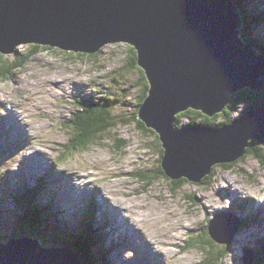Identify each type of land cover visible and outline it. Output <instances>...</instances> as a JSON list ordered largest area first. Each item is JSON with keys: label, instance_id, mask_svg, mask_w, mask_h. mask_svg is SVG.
<instances>
[{"label": "water", "instance_id": "1", "mask_svg": "<svg viewBox=\"0 0 264 264\" xmlns=\"http://www.w3.org/2000/svg\"><path fill=\"white\" fill-rule=\"evenodd\" d=\"M232 1L0 0V54L25 43L84 55L131 44L149 81L138 116L159 136L163 173L196 183L211 165L235 162L250 142L264 146V111L252 110L248 119L222 129L174 128L179 112L193 108L213 116L232 95L248 91L255 100L261 89L264 58L240 44L243 24ZM209 231L214 238L215 229ZM234 232L228 224L218 239L229 244ZM20 240L0 246V264H79L71 253L69 259Z\"/></svg>", "mask_w": 264, "mask_h": 264}, {"label": "rangeland", "instance_id": "2", "mask_svg": "<svg viewBox=\"0 0 264 264\" xmlns=\"http://www.w3.org/2000/svg\"><path fill=\"white\" fill-rule=\"evenodd\" d=\"M241 2L245 5L246 0H241ZM256 8H260L262 11L264 4L260 2ZM252 13L256 16L254 11ZM241 28L243 30L242 26ZM235 30H239V26ZM238 38L240 44L247 47L248 45L251 46V43L243 41L242 36H238ZM257 38L260 39L259 36ZM250 41H252V38H250ZM31 44H22L13 53L17 51L25 52L28 45ZM132 48L136 54L134 46L123 43L120 46L104 47L102 53H98L97 57H80L81 59L74 56L76 53L62 51L56 47H51L52 51L49 53L40 51L30 57L27 65L12 75L11 81H3L4 77H0V99H6L5 101L9 105L13 104L19 110H23L32 123L34 127L33 148L27 145V150H31V152L38 150L55 159L60 166L68 169L75 176L79 173L87 176V182H92L97 188L102 186L109 195V203L104 204L105 210L115 213L111 208L117 204L121 205L123 209L128 207L136 217L138 226L141 227L149 240L157 246L160 244L166 246L161 247V251L165 254L168 253L167 257L170 264H213L211 254L208 251L209 248L202 245L205 229L212 221V215L222 212L225 209L224 207H227V204L231 202L229 196L237 198L233 191V185L244 187L252 195V197L246 195L249 198L259 197L262 198L260 202L264 201V167L260 166L261 162L264 163V157L260 161L248 157L246 158L247 161L237 168L229 165L218 166L215 169L217 164H213L197 183L188 184L180 181L178 184H173L160 177L157 170L155 171L156 159L158 158L155 154L156 150L154 152L148 148L151 140L137 131L132 124L117 126L113 130L107 131L104 136L102 134L97 140L95 138L94 142L85 148L86 150L82 149L78 142L77 126L84 125L82 122L87 121L79 115L77 116V114L78 110H86V100L94 99V101H97L107 94L114 96L115 99L126 101L128 107L121 108L119 112L116 111L119 113L116 121L124 119L121 116L124 115V111L132 110V114L134 108L136 109L135 103L137 102L134 101L138 99L137 95L139 93L138 88L135 86L137 73L134 70H129L128 67L129 59L134 56L131 53ZM255 49L256 56H259V53L264 56V37ZM255 49H252V51L249 49L253 55ZM10 55H3L4 59L11 60V58L9 59ZM262 77L264 76L262 75L261 79ZM145 78L147 80V77ZM61 85H64L62 87L63 91L60 90L59 86ZM94 85H100V90L97 95L88 97L86 89H88V86H92L89 90L94 91ZM64 93L66 97H64ZM258 94L256 93L255 100L257 96L259 98ZM68 96L71 97L74 104ZM65 98L69 99L70 104L65 101ZM249 100H253L255 106L256 101L252 97H249ZM77 102H81L84 107L77 105ZM2 104L3 102L0 101V109L3 108ZM246 104L247 102L243 105ZM236 112H232L233 116ZM133 116H136L139 120L138 111ZM195 117H198L196 113ZM196 118L195 120H197ZM213 119L215 117L207 121L214 123ZM11 120L16 122L17 128L21 130L18 134V139L23 137V141L20 139L21 143L28 142L29 138L23 136L28 133L26 122L21 119V125L19 126L18 122L20 120L17 121L14 117H11ZM190 121L195 122L191 118ZM214 124L211 127L209 126L208 129H219V125ZM183 129L182 127L181 130ZM71 131L73 144H71ZM121 140H125L126 143L122 145ZM112 144H114L116 150L111 147ZM256 150L260 157L264 155V151H261L259 147ZM2 153L3 150L0 149V155ZM18 158L22 157L19 155ZM28 163V159L25 158L19 169L24 171L25 165ZM3 165L0 161V168ZM7 165L12 166L13 159H10ZM30 166L29 169H33ZM232 168L240 169L242 172L230 170ZM211 169H213L212 173ZM0 174H2L1 170ZM249 174H252L253 177ZM216 176L217 180L211 187L208 184L206 185L207 182L213 181ZM27 177L32 178L31 174H28ZM51 179H62V177L52 176ZM69 184H72V182ZM23 186L24 183L20 185V187ZM7 187L8 185L4 179L0 181V191L5 190ZM27 192L34 194L32 191ZM158 193L161 196L158 197ZM215 193L222 198L221 204L217 207L208 206L206 197L213 196ZM103 194L105 195V192ZM201 196H203L202 201ZM240 198L244 197L241 196ZM30 206L31 204H25L21 212V215L26 219L30 213ZM61 211L64 215L62 208ZM123 212L125 213L124 210H122ZM8 219L11 218L0 214L1 234H7L16 225L15 221L12 224H3ZM213 224L219 226L216 223ZM113 227L114 225L111 226V229ZM188 227L191 228V231L185 235L184 233ZM121 229L122 227L118 226V232ZM69 234L71 233L66 228H60L57 231L58 238H63V235ZM172 234L176 238H181L178 241L179 244L169 243ZM117 237L120 240H126L125 234H118ZM127 237L129 238V236ZM187 241L192 242L195 248L187 247L186 250L177 253V250ZM49 242L45 243L44 249H49L51 244ZM163 242H168L169 245ZM36 243L40 244L38 241ZM241 244L240 242L239 246L241 247L237 244L231 245L234 247L230 252L226 251L228 254L222 264H254L255 260L250 261L248 255L249 249L245 250ZM122 245L125 246L126 244ZM70 253L74 255L73 251ZM116 253L126 259H133L131 254L119 251ZM261 253L264 256V251ZM258 254L255 253V256ZM148 259L150 257L146 258L142 254L134 260L139 262ZM78 262L80 264V260ZM118 264L123 263L119 262Z\"/></svg>", "mask_w": 264, "mask_h": 264}, {"label": "trees", "instance_id": "3", "mask_svg": "<svg viewBox=\"0 0 264 264\" xmlns=\"http://www.w3.org/2000/svg\"><path fill=\"white\" fill-rule=\"evenodd\" d=\"M260 2L264 4V1L256 0L253 4V7L249 9L247 0H246L245 5L241 2V0H238V1L233 0V3L237 7L236 9L237 12L239 13V15H241L242 22L241 21L240 22L243 24V30L242 28L240 29V36L243 37V32H244L245 38L243 37V41L245 43H251L253 45H256L254 43H257L258 45L260 44L259 38L257 37H254L255 41H250L249 32H248L251 26H256V25L264 26V9L261 11L260 8H256V6H258ZM253 11L255 12L256 16H254V14L252 13ZM40 51L49 53L50 51H52V49L49 46H40L38 44H31V45H28V48L25 50V52L17 51L16 53L10 55L9 59L11 58V60L4 59V56L0 54V77L2 76L4 77L2 80L11 81L12 75L16 73L18 70L22 69L25 65H27L30 57H32L35 54H38ZM131 53H133L134 56H132V58L129 59L128 67H129V70H134L137 73V83L135 86L139 90V93L137 95L138 99L134 101V102H137L135 103L136 109L134 108V111L132 114H131L132 110L124 111L123 114L126 117L124 115H121L124 117V119L120 121H116L119 115V113L117 112H119L121 108L128 107L126 101L115 99L114 96H110L107 94L102 99H98L97 101H94V99L86 100V110H82L83 113L80 115V117H82V119L86 120L87 122H82V124L84 125H80L79 127L77 126V129H78L77 136L79 137L78 142L80 144V147L86 150L85 148L89 146L92 142H94L95 138L97 140L98 138L101 137L102 134L104 136L107 131H111L117 126L132 124L137 131H139L143 136L148 137L151 140V142L148 140L149 141L148 148L152 149L154 152L156 150L157 152V153L155 152V154L158 156V158L156 159L157 164H156L155 171L157 170L158 175L173 184H178V182L180 181H183L184 183L188 182L186 179H183L180 181H171L164 175L163 170L161 168V160L164 154V150L159 141V136L151 128L146 127L145 124L141 122L140 120H138L136 116H133V114L136 111H139V107L140 106L142 107L143 101L147 95L149 86H148L147 80L144 77L142 71L137 66L136 54L133 48H132ZM75 56L79 58L80 57L92 58V57H97L98 55L77 54ZM261 84H262L261 89L258 94L259 98L256 100L255 106H254V102L252 100H249V92L241 91L231 96V100L227 103V105L223 108V110H220L219 112H217V114H214L213 116H208L204 114L202 110H195L193 108H189L185 111L178 113L174 119V128L176 126V128L179 129L181 126H185L183 122H186L187 126L191 128L200 127V126L202 127L205 126L207 128V126L211 127L215 125L214 123L218 124L219 128H221L222 125H220L219 123L226 121L227 120L226 117H230V115H233L232 112H235L238 109H241L243 106H245L246 108V109L243 108L245 109L246 115L250 112V110H258V109L264 108V77H262L261 79ZM245 102H247V104L243 105L245 104ZM98 108H104L105 110L98 111ZM195 113L198 115L197 118L195 117ZM213 117H215V119L212 120L214 123L207 121L209 119H212ZM190 118L191 120H194L195 122H191ZM195 118L197 120H195ZM229 122L231 124L230 119H229ZM229 122H224V123L228 124ZM233 122L234 121H232V123ZM72 139H73V134L71 131V140ZM120 142L122 145L126 143L125 140H121ZM71 144H73V140ZM111 147L115 149L114 144H112ZM257 147L260 148V146H257L253 144L252 142H250L249 147L246 149L242 157L236 160L235 162L228 164L226 166L231 165L233 166V168H237L238 166H241L242 163L246 162L247 161L246 158L248 157H252L260 161V159H263L264 155L261 157L258 155L259 153L256 150ZM260 150L264 151V149L262 148H260ZM216 166L218 167V166H225V165H216ZM260 166L264 167V163L261 162ZM233 168L230 170L242 172L240 169L236 170ZM212 171L213 169H211V173ZM249 176L253 177L252 174H249ZM216 180H217V176L213 181L207 182L206 185L208 184L209 187H211ZM27 198H29V196H27L24 200H26ZM231 211L235 212L234 209ZM29 215H30V219H29ZM17 221H15L16 225L12 227L10 234L4 235L0 233V244H4V245L7 244V241H9L11 238L16 239V238L29 236L33 238L34 240L38 241L44 247L46 246L45 243L50 240L49 244L51 243V244H54L55 246H61L70 251H73L74 255L77 256L78 259L80 260V264H99L98 258H97L98 253L96 256L95 252H93L92 250L93 246L95 245L94 240L92 239L89 233L86 234L83 232L71 231L70 232L71 234L63 235L62 236L63 238H58L57 236L58 229H55V228L51 229V228L44 227L43 225L45 224V221L42 216V213L37 208H35V206L32 204L30 206V213L27 215V219L23 217L21 220H19L18 224H17ZM12 223H14V220L12 218L3 222V224H12ZM252 223H253V220L251 221L250 225ZM250 225L247 223V220L240 221L241 230L243 228L249 227ZM48 230L51 233L50 236L47 233ZM205 236L208 240L207 235ZM51 239L53 241H51ZM202 245L204 246L207 245V242L205 243L204 238H203ZM187 246L189 247L190 244H188ZM218 253H219V257L215 256L214 253H211L213 264H217L219 260H220V263L222 264V258L227 256L226 250L224 251L220 249L218 250ZM258 253L259 254L256 255L253 259L255 260L254 264H264L263 254L260 253L259 251Z\"/></svg>", "mask_w": 264, "mask_h": 264}, {"label": "bare ground", "instance_id": "4", "mask_svg": "<svg viewBox=\"0 0 264 264\" xmlns=\"http://www.w3.org/2000/svg\"><path fill=\"white\" fill-rule=\"evenodd\" d=\"M120 44H123V43H116L115 45L116 46H120ZM111 45H113V43L111 44ZM104 47H108V46H104ZM103 47V48H104ZM102 48V49H103ZM96 55H98V54H96ZM147 96V95H146ZM2 108V107H1ZM15 115V114H14ZM13 115V112H12V114H11V117H14L17 121H19V118L18 117H16V116H14ZM18 125L20 126L21 125V120L18 122ZM23 129V128H22ZM22 141H23V137H21L20 138ZM19 139V140H20ZM21 140H20V143H21ZM26 142H22V144H25ZM260 148H262V149H264V146L262 145V147L260 146ZM245 152H243V153H241L238 157H237V160L239 159V158H241L242 157V155L244 154ZM218 167H215V169H217ZM67 177V176H66ZM226 185V184H225ZM201 186V185H200ZM233 187H234V189H235V194L237 195V196H242V195H238L239 194V192H241V193H244V194H247V190L244 188V187H237V186H235V185H233ZM249 193V192H248ZM159 194V193H158ZM158 197L159 196H161V194H159V195H157ZM204 196V195H203ZM203 196H201L200 197V199H201V201H202V198H203ZM252 197V196H251ZM207 199H206V204L208 205V206H214V207H217V206H219L220 204H221V201H222V198L221 197H218L217 196V194L215 193L213 196H207L206 197ZM229 198H230V201L231 202H233V205H234V208H236V212H237V215H236V219L240 222V221H243V220H247V223L250 225V223H251V216H252V209L250 208V206L248 205V203H247V201H246V199H243V203H242V205L241 206H237V204L239 203V201H241V199H239L238 200V202H237V199L235 200V198H233L232 196H229ZM260 199H262V198H259L258 197V200L260 201ZM171 202V201H170ZM262 203V202H261ZM159 205V204H158ZM167 205V204H166ZM165 210V209H164ZM163 213V212H162ZM264 213V209H263V207L262 206H258L257 207V214H258V216H261L262 214ZM153 218V217H152ZM34 224V223H33ZM121 226H123L122 224H120ZM115 226V225H114ZM35 227V226H34ZM130 228H131V230L134 232L135 230H134V227H133V225L131 226L130 225ZM172 232V231H171ZM169 233H170V231H169ZM135 233H133V235H134ZM22 238H24V237H21V238H16V239H13V238H11L10 240H18V239H22ZM139 239H142L141 237H139ZM175 240H177V238L175 237V236H173V234H172V238H171V241H169V243H171V244H173L174 243V241ZM8 242V241H7ZM163 243H165V244H168L169 245V243L168 242H163ZM162 249L160 248V251H159V253H162V255L163 256H167L168 255V253L167 254H165V253H163L162 251H161Z\"/></svg>", "mask_w": 264, "mask_h": 264}]
</instances>
